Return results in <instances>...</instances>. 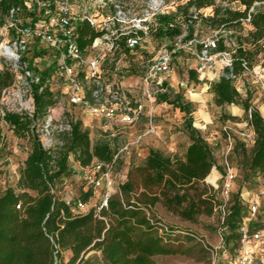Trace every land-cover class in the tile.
Returning <instances> with one entry per match:
<instances>
[{
    "label": "trees",
    "instance_id": "16d2710c",
    "mask_svg": "<svg viewBox=\"0 0 264 264\" xmlns=\"http://www.w3.org/2000/svg\"><path fill=\"white\" fill-rule=\"evenodd\" d=\"M18 5L29 9L25 0L0 1V26L6 22L11 8ZM31 8L32 25H35L46 12L38 2ZM207 8L211 11L206 12ZM179 9L185 20L193 19L196 14L195 19L207 28L221 30L216 50L235 49L232 68L207 81L216 105H240L256 133L250 149L242 144L239 164L243 183L254 186L258 177H264V116L253 104V93L240 92L229 74H242L245 61L252 68L257 55L264 50L261 45L264 0H187L179 4ZM160 19L161 35L173 34L178 28L168 25L173 17L164 15ZM245 25L251 27L247 32L242 30ZM226 31L232 33L225 35ZM102 34L87 20L76 24L77 42L84 51ZM120 44L125 46V42ZM37 55L39 52H34L33 56ZM22 59L26 61L24 55ZM50 75L46 68L38 81L28 80L34 100L32 114L0 109V157L6 148L3 124L29 143L16 185L0 190V264H82L92 249L101 251L106 264H159L157 255L176 252L168 243L175 230L155 215V206L160 203L168 213L197 222L201 215H213L222 201L218 195L221 182L214 181L217 173L213 170L224 176L225 166L218 163L212 145L193 125L192 104L180 95L171 98L158 93V101L173 104L188 115L185 127L190 142L184 154L171 156L160 149H150L142 163L130 165L127 179L121 183L120 191L111 196L108 207L99 213L94 207L76 213L53 189H61L74 172L72 161L80 166L96 159L111 162L118 150L109 141L93 143L81 120H69L70 128L61 132L55 148L43 146L36 126L56 104L55 93L47 83ZM189 75L198 79L195 69H190ZM16 82L11 66L0 68V98ZM229 118L237 119L234 115ZM92 195L90 189L82 194L83 200L88 202ZM245 208L240 191L233 193L225 222L226 242L239 241Z\"/></svg>",
    "mask_w": 264,
    "mask_h": 264
},
{
    "label": "rangeland",
    "instance_id": "374dc122",
    "mask_svg": "<svg viewBox=\"0 0 264 264\" xmlns=\"http://www.w3.org/2000/svg\"><path fill=\"white\" fill-rule=\"evenodd\" d=\"M40 1L42 0H25V5L29 9L23 8L22 5L13 6L6 22L0 26V68L6 64L13 68L14 61L5 51V46H10L13 50H16L15 42L21 33L18 28L35 27V25H32L30 9H32L31 6L34 3L38 2V5H40ZM185 1L187 0H68L75 17L93 15L97 19L113 15L119 3L129 10L130 16H137L138 18L146 15L147 12L151 13L160 4H164L163 13L152 17L155 24L154 28H159L161 16L167 15L176 18L177 15L182 14L179 4ZM17 7H20V9L12 12L13 8ZM37 10H39V7ZM205 11L210 12L211 8H207ZM52 13L55 14V10ZM44 17L49 18L50 14L41 16V19ZM13 28L15 31L12 30ZM52 28L56 30L55 27ZM250 28L249 25H245L242 30L247 32ZM213 34L212 29L207 28L194 17L193 19H187L186 24L178 25L173 34L161 35L158 29H154L143 43L144 47L142 48L132 52L125 50L119 52L118 49L115 52V56L121 58L118 65L114 60H111L112 56L108 54L105 45L87 49L85 56L100 59L104 69V80L107 83L120 86L135 104V100L141 99L147 68L161 49L173 47L177 41L184 44L186 40L192 37L202 41ZM28 45V50L23 53L20 51V53L24 55L26 62L32 66L30 68L32 76H34L35 81L36 78L39 80L42 70L49 68L51 75L47 83L56 97V104L48 110L46 116L36 126V133L41 140L45 141L48 137L45 124L50 117L52 118L50 131L57 140L62 132L61 128L68 125L69 120H81L83 126L89 130L93 143L109 141L117 148L119 156L116 171L118 173H127L132 163H142L152 148L160 149L171 156L184 154L190 142L185 127L188 115L179 107L168 102H160L156 97L153 106H145L144 113L134 123L124 122L119 116L114 119H107L93 114L81 105L70 102L68 82L57 70L58 52L48 43L35 36H30ZM198 48L196 45L194 49ZM34 52H39V55L33 56ZM197 63L196 53L191 49L181 48L175 56L172 70L162 74L167 78V90L163 93L168 94L171 98L180 95L183 100L192 104L193 125L202 132L212 145L218 163L224 165L225 160L228 159L237 171L235 193L245 187V183L242 181L243 174L239 166L242 144L245 143L246 148L250 149L254 142L245 141L236 133L234 148L227 154L225 130H240L246 127L244 124L238 125L233 119H230L229 116L232 115L231 106L216 105L213 93L209 90L207 80L219 77L220 60H217V66L214 70H209L205 75H198V79L189 75V70L194 68ZM253 70H264V50L257 55ZM253 70L242 74L237 86L244 93L250 90L253 93V104L259 107L264 102V92L262 84ZM85 71L80 70L79 75L81 80L86 83L85 90L89 92L91 83L84 80ZM17 73L21 72L17 71ZM262 73L264 77V71ZM16 78L17 82L2 93L0 109L23 110L30 113L34 109V100L28 83L31 78H25L24 76L18 78L17 75ZM182 81H185L186 85H182ZM246 116V113H244L242 118L245 119ZM152 125L155 127L154 130ZM2 128L6 148L0 157L1 191L8 183V175L13 173V164H19L24 160L23 158L27 155L29 146L26 138L16 136L6 124H3ZM236 147H239V149L237 150ZM10 163L11 165H9ZM72 164L74 172L67 177L66 184L62 185L61 190L64 194L72 196L74 200H83L82 194L92 189L93 195L88 202L90 205L98 204L101 190L87 187L80 174V165L75 161H72ZM216 173L217 175L213 176L214 181L221 178V173L217 170ZM256 180L257 183L260 181L264 183L263 178L260 181L259 179ZM218 195L222 200L221 194ZM245 210H247V207ZM154 211L155 215L166 226L175 230L168 243L176 249V252L157 255L156 259L159 264H235L239 253L238 247H236L238 242L233 239L228 242L225 241V233L228 232V229L223 231L220 228V217L217 210L211 216L201 215L197 222H191L168 213L160 203L155 206ZM261 219H263L262 216ZM253 225L256 227L259 224L255 222ZM222 234L224 241H222ZM82 264L106 263L99 256H95L92 260L87 259Z\"/></svg>",
    "mask_w": 264,
    "mask_h": 264
},
{
    "label": "built area",
    "instance_id": "2783aa9c",
    "mask_svg": "<svg viewBox=\"0 0 264 264\" xmlns=\"http://www.w3.org/2000/svg\"><path fill=\"white\" fill-rule=\"evenodd\" d=\"M39 4L41 8L45 9V14H50V17L40 19L38 21L39 23L35 24V27L18 28L21 33L15 42L16 50H13L10 46H5V51L8 53L10 50L12 53L10 57L13 59L14 64L13 68H11L14 72H21L16 74L18 78L24 76L25 78L35 80L34 76H32L29 64L22 59L23 54L21 53L28 50L30 36L40 38L58 52L57 70L60 71V74L63 75L68 82L70 102L81 105L91 113L107 119H114L119 116L124 122L134 123L144 113L145 106H153L157 94L167 90V78L162 76V74L168 73L172 70L175 56L181 48H188L196 53L198 63L191 69H195L198 72V75H205L209 70H214L217 66V60H220L221 62L220 67L218 68V76L224 74L226 68H232L233 66V54L235 49L224 51L216 50L221 30H213L214 34L202 41L197 40L196 37L189 38L184 44L177 41L173 47H165L161 49L152 59L144 78L141 99L135 100V104H133V100L123 91L122 88H120V86L107 83L104 80V69L100 59L97 57L92 58L85 56V51L81 49L77 42L76 23L78 21L87 20L90 25L101 30L103 34L98 36L87 49L105 45L108 54L112 56L111 60H114L118 65L121 61V58L115 56V52L118 49L119 52L123 50L132 52L133 50L142 48L144 47L143 43L147 40L149 34L154 29H158L154 28L155 24L152 21V17L156 14L163 13L162 9L164 4H160L159 7L152 10L151 13L147 12L146 15L138 18L137 16H130L129 10L125 9V7L119 3L114 14L111 16H105L103 19H97V17L93 15L75 17L68 0H43L40 1ZM19 9L20 7L13 8L12 12L18 11ZM53 10H55V14L52 13ZM194 17L197 18V15L195 14ZM184 24H186V20L182 14L177 15L176 18H173L168 22L170 27L181 26ZM51 26L55 27L56 30ZM231 33V31L224 32L225 35ZM120 42H125V46L123 47ZM228 44L230 46H235L234 42H229ZM196 45L198 47L200 45V47L195 50L194 48ZM261 45L264 48V39L261 40ZM243 64L246 68L242 74L254 69V66L252 68L248 67L246 61ZM80 70H86L84 80L91 83L89 92L85 90L86 83L80 78ZM253 71L261 82L264 92V77L262 75V71L264 70ZM242 74L235 75L234 73H230L229 75L235 79L237 85ZM37 80L38 79L36 78V81ZM181 84L186 85V82L182 81ZM238 90L240 91L239 88ZM33 112L34 109L30 114ZM51 124L52 118L50 117L45 124L48 137L45 141L41 140L43 146L47 149L55 148L58 143V140L55 139L54 134L50 131ZM244 125L246 127L244 129L225 130L227 154H229L234 148V138L236 133H238L245 141L255 142L256 133L247 119ZM69 128L70 126L68 124L65 127H62L61 131ZM152 128L153 130L155 129L153 125ZM118 156L119 152L111 162L96 159L89 165L80 166V174L85 185L96 190H101L98 204L90 205L89 202L81 199L74 200L69 194H64L61 189H53V192L66 200V202L70 204L73 212H86L94 207L95 211L99 213L103 208L109 206V199L120 191L121 183L127 179V173H118L116 171ZM9 165H11V163ZM224 166L225 175L222 176L219 174L221 177L220 194L222 201L217 209L220 217V228L223 231L227 228L225 224L226 216L231 196L235 191V181L237 179V171L230 164L228 159L225 160ZM262 178L264 179V177H258L259 181ZM208 180L210 179L208 178ZM238 191H240L241 199L246 205L247 210L239 228L241 235L238 241L239 253L235 260V264H264V183L263 181L262 183L260 181L251 187L245 185V187ZM18 207H20V205H18ZM261 216L263 219L260 220ZM255 222L259 224L256 227L253 225ZM223 237L222 234V241H224Z\"/></svg>",
    "mask_w": 264,
    "mask_h": 264
},
{
    "label": "crops",
    "instance_id": "0c3cea01",
    "mask_svg": "<svg viewBox=\"0 0 264 264\" xmlns=\"http://www.w3.org/2000/svg\"><path fill=\"white\" fill-rule=\"evenodd\" d=\"M209 80V79H208ZM208 82V81H207ZM241 92V91H240ZM242 93H244V92H242ZM214 96V95H213ZM230 106H231V113H232V115H234V116H236L237 117V119L236 120H233L234 122H236L238 125H243V124H245V122H246V118L245 119H243L242 118V115L244 114V113H246L245 112V109L244 108H242L240 105H237V104H234V103H232V104H229ZM259 108V110L261 111V113L263 114V116H264V102L262 103V105L261 106H259L258 107ZM24 159V158H23ZM23 161V160H22ZM22 161L19 163V164H13V173L12 174H9L8 175V183L4 186V188H3V190L2 191H4L8 186H15L16 185V182H17V179H18V170H19V167H20V165H21V163H22ZM213 171H215V170H213ZM216 172V171H215ZM4 182V181H3ZM1 190V189H0ZM95 256H99L101 259H102V254H101V251H99V250H96V249H92V250H90L88 253H87V255H86V258L87 259H90V260H92Z\"/></svg>",
    "mask_w": 264,
    "mask_h": 264
},
{
    "label": "bare ground",
    "instance_id": "6f19581e",
    "mask_svg": "<svg viewBox=\"0 0 264 264\" xmlns=\"http://www.w3.org/2000/svg\"><path fill=\"white\" fill-rule=\"evenodd\" d=\"M8 54H9V55H11V54H12L10 50H9Z\"/></svg>",
    "mask_w": 264,
    "mask_h": 264
}]
</instances>
